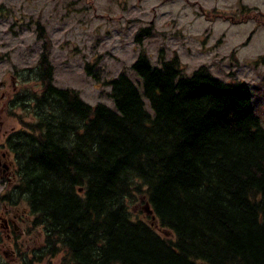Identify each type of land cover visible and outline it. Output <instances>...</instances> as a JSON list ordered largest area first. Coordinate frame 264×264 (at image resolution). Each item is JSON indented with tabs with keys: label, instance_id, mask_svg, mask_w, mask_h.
<instances>
[{
	"label": "trees",
	"instance_id": "16d2710c",
	"mask_svg": "<svg viewBox=\"0 0 264 264\" xmlns=\"http://www.w3.org/2000/svg\"><path fill=\"white\" fill-rule=\"evenodd\" d=\"M160 60L141 51L133 64L151 112L126 70L107 82L114 110L56 85L42 55L41 88L20 103L33 121L11 146L20 170L12 196L29 204L44 244L19 264L60 254V264H264V127L253 86L207 65L187 75L177 55ZM86 71L100 81L90 63Z\"/></svg>",
	"mask_w": 264,
	"mask_h": 264
},
{
	"label": "rangeland",
	"instance_id": "374dc122",
	"mask_svg": "<svg viewBox=\"0 0 264 264\" xmlns=\"http://www.w3.org/2000/svg\"><path fill=\"white\" fill-rule=\"evenodd\" d=\"M143 28L151 33L137 43ZM141 51L155 66L162 65L160 55H177L187 75L207 65L224 80L248 82L264 127V0H0V73L28 70V78L23 76L20 83L31 92L41 88L34 72L44 54L54 67L56 85L78 90L89 104L103 103L114 110L107 82L126 70L152 112L133 68ZM88 63L99 82L87 73ZM33 118L21 107L11 115L10 127L26 129ZM22 203L25 220L20 221L22 233L12 241L18 243L12 250L33 259L44 244V232L34 225L29 204ZM139 208L133 211L143 217ZM60 260L61 254L41 264Z\"/></svg>",
	"mask_w": 264,
	"mask_h": 264
},
{
	"label": "flooded vegetation",
	"instance_id": "af4514ba",
	"mask_svg": "<svg viewBox=\"0 0 264 264\" xmlns=\"http://www.w3.org/2000/svg\"><path fill=\"white\" fill-rule=\"evenodd\" d=\"M27 71H18L15 75L10 70L0 73V264H13L20 258L17 250H12V245L18 246V243L12 241L20 232V221L25 218L24 213H20L23 201L12 196L19 184L20 170L11 146V138L17 130L10 127L9 119L23 107L20 103L27 98V88L20 83L23 76L28 78ZM29 214L26 209L25 215L31 219Z\"/></svg>",
	"mask_w": 264,
	"mask_h": 264
},
{
	"label": "water",
	"instance_id": "95a60500",
	"mask_svg": "<svg viewBox=\"0 0 264 264\" xmlns=\"http://www.w3.org/2000/svg\"><path fill=\"white\" fill-rule=\"evenodd\" d=\"M146 210L149 212V214H153V210L150 208V206H147ZM153 219H156V216H153Z\"/></svg>",
	"mask_w": 264,
	"mask_h": 264
}]
</instances>
